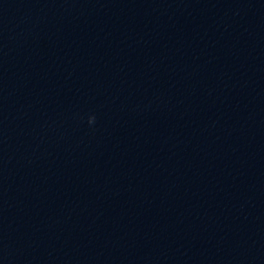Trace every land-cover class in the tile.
I'll list each match as a JSON object with an SVG mask.
<instances>
[{
  "label": "water",
  "instance_id": "water-1",
  "mask_svg": "<svg viewBox=\"0 0 264 264\" xmlns=\"http://www.w3.org/2000/svg\"><path fill=\"white\" fill-rule=\"evenodd\" d=\"M0 264H264V0H0Z\"/></svg>",
  "mask_w": 264,
  "mask_h": 264
},
{
  "label": "clouds",
  "instance_id": "clouds-1",
  "mask_svg": "<svg viewBox=\"0 0 264 264\" xmlns=\"http://www.w3.org/2000/svg\"><path fill=\"white\" fill-rule=\"evenodd\" d=\"M93 122H94V117L90 116V117L88 118V123H89V124H92Z\"/></svg>",
  "mask_w": 264,
  "mask_h": 264
}]
</instances>
